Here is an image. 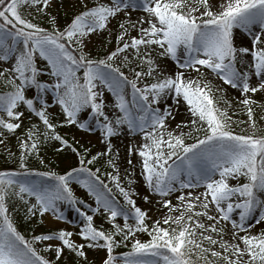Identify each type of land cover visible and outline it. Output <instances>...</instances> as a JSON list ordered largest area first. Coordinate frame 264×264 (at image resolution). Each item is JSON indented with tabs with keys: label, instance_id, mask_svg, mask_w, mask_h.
<instances>
[{
	"label": "snow or ice",
	"instance_id": "6c2138e0",
	"mask_svg": "<svg viewBox=\"0 0 264 264\" xmlns=\"http://www.w3.org/2000/svg\"><path fill=\"white\" fill-rule=\"evenodd\" d=\"M56 3L63 6L62 0H0V84L8 89L0 92V145L22 128V108L43 125L33 123L16 137L18 154L8 152L16 168L0 170V264H59L66 253L90 264L88 249L105 252L101 264H264V132L257 134L252 98L264 95V0H70L77 11L63 28L48 11ZM22 9L32 10V18ZM37 16L48 17L50 27L34 22ZM238 32L251 47L236 43ZM104 33L102 47L115 35L114 46L94 58L87 49ZM225 85L241 92L248 121L229 115ZM49 92L63 124L53 122ZM105 92L115 98L110 110ZM181 106L186 119L178 121ZM85 111L91 117L81 120ZM237 123L251 131L236 133ZM64 124L85 132L94 126L106 151L87 159L57 131ZM124 131L140 138L126 162L135 169L132 157L140 158L148 195L115 162L120 154L111 141ZM50 141L80 156L79 166L64 174L33 171L30 160L44 164L41 150ZM105 155L113 171L104 177L123 204L101 169L90 167ZM73 184L95 198L92 214L76 207L84 202ZM62 205L83 218L78 232L49 228L28 239L19 230L21 209L23 221L37 227L68 222ZM105 214L110 230L94 224ZM40 244L54 260L37 250ZM121 247L130 250L118 257Z\"/></svg>",
	"mask_w": 264,
	"mask_h": 264
},
{
	"label": "rangeland",
	"instance_id": "374dc122",
	"mask_svg": "<svg viewBox=\"0 0 264 264\" xmlns=\"http://www.w3.org/2000/svg\"><path fill=\"white\" fill-rule=\"evenodd\" d=\"M63 6L61 7L59 3H56V6L51 7L48 11H50L52 14H55L59 17V26L63 28L65 24L67 23L68 19L72 16V13L74 11H77L75 7L70 3V0H62ZM67 10V11H66ZM22 13L25 15L26 18L31 19L32 18V10L30 9H22ZM135 18V15L134 17ZM49 18L46 16H37L36 20L34 22L41 24V26H44L46 28L50 27V24L48 22ZM113 27H115V21L113 22ZM135 35V33H132ZM107 35V33H104L100 37L93 36L92 38V44L89 45V48L87 51L91 53V55L94 58H102L108 50H111L115 43V35L112 36L113 44L107 45V47H102V44H106L104 37ZM237 44H243L245 46L251 47V41L249 38L246 37V35L237 33ZM44 63L41 61L40 66L42 67ZM163 63H167L169 65L174 66V62L168 60L163 61ZM125 71H127L125 69ZM44 80H47V77L43 78ZM214 84L220 85L222 84L219 80H214ZM224 88L226 89V92L224 93V98L228 100L232 107L228 109L229 115L232 116L233 121H248V116L246 114L245 106L238 103L239 100L243 99V96L241 95V92L237 89H232L230 86L225 85ZM130 91V90H129ZM26 95L28 98H32L35 95V90H29ZM252 95V94H249ZM47 100H49L52 107H50L49 111L54 112L55 115L53 118V122L57 123L58 125L64 123L63 114L61 112V109L58 105L55 104V99L51 92L47 93L46 97ZM258 104L254 106V118L257 120L258 129L261 131H258L257 134H261V132H264V120L261 119V116L264 115V95L257 93L253 97ZM130 99V96H129ZM115 98L112 96L111 93L105 92V102L108 105V110L111 109L112 103L114 102ZM221 107H226L223 103H221ZM37 108H39V104H37ZM22 110L25 111L26 119L24 120V124L22 125V128L20 130H17V133L15 136H8L6 139V146L0 145V161L4 160L7 162H10L11 159L8 157V152L11 150L12 152H16L18 154V141L16 139L17 136H23V133L26 131L28 127L31 126V124H39L41 128H43V125L39 121V118L36 117L34 114L29 113L26 108H22ZM180 115L177 116V120H183L186 119V114L183 106L180 108ZM109 115H111V112L109 111ZM91 114L90 111H85L81 113V120L83 119H90ZM234 131L236 133L240 134H248L244 130L248 129L249 132L251 129L249 128L248 123H237L233 125ZM57 131L59 134L64 137H69L72 141L75 143L85 146L87 149L90 150L91 154H96L97 152H103L106 151L107 145L103 142V136L99 132L98 129H96L93 126V129L91 131H83L80 130L76 125H67L64 124L62 127H57ZM139 137H136V140H139ZM136 140H133L131 135L127 133V131H124L120 136L112 138V146H113V153L119 152V157L116 158L115 162L118 167L121 169V176L124 177L125 175V169H128V171L132 172L137 180V184L134 185V187L137 188L140 195H148V191L143 185V178L139 175L140 168H139V157L133 156V164L136 165L135 169L131 168L127 165L126 157H127V150L129 147L132 146L133 143L136 142ZM191 142V141H189ZM63 148V151H57V148ZM48 150V154L46 155V161L48 162L46 164L47 169L51 171H55L58 174H64L66 171L70 170V167H78V160L80 156H78L76 153H73L70 149L64 148L62 145L59 144V142L56 141H50L45 147L42 148ZM78 152V151H77ZM79 153V152H78ZM45 158V157H44ZM49 158V160H48ZM109 157L107 155L102 156L100 160L105 161L107 163V160ZM102 165V164H101ZM102 168L104 170H107L108 172L113 171L112 168L108 167L106 165H102ZM15 168L8 167L3 170H13ZM38 171V170H34ZM33 179H39L38 177H32ZM102 179H105L104 174L101 175ZM105 183H109L107 179H105ZM122 184L127 187V178L122 179ZM109 185H112L109 183ZM114 186V185H112ZM75 195L78 197V199L82 200L83 204H78L76 207H79L82 211H87L89 214H92L91 209L96 206L95 204V198L88 194L87 190L80 187L78 184L72 185ZM116 192H112V194L116 197V199L123 204V198L119 195L118 191L114 189ZM175 202V201H174ZM138 205L142 207H150V205H144L143 201L137 198ZM62 211L65 213V216L67 217L68 222L64 221H51L47 225H41L37 227L35 224L32 223H25L22 219L23 217V209L19 213L15 214V219L18 223L19 230L26 236V238L31 239L32 235L39 234L41 232H47L49 228H64L73 232H78L79 227L83 223V218L79 215V213L76 211V209L69 205H62ZM155 219V216L153 217ZM117 222H121V218H118ZM151 223V221L149 222ZM94 224L96 227L100 228L103 227L104 230H110L111 225L106 220V214L105 215H97L94 218ZM255 231V229L253 230ZM142 239H148L146 235H143L141 237ZM74 239L78 242L80 241L79 236H74ZM44 245L40 244L37 245V250L41 251V254L45 255L47 258L54 260V253H45L43 252ZM128 247H121L119 249H116L114 254L118 257L121 255V253L129 251L126 250ZM130 249V248H128ZM87 256L89 259L90 264H101V258L105 256V252L102 250H86ZM79 264V258L75 257L72 254L66 253L65 256L62 258L61 262L59 264Z\"/></svg>",
	"mask_w": 264,
	"mask_h": 264
},
{
	"label": "trees",
	"instance_id": "16d2710c",
	"mask_svg": "<svg viewBox=\"0 0 264 264\" xmlns=\"http://www.w3.org/2000/svg\"><path fill=\"white\" fill-rule=\"evenodd\" d=\"M7 90H8V89H5V88L3 87V85L0 84V92L7 91ZM64 139L67 140L68 143H69L70 145H72L73 148L77 149V151H78L80 154L84 155L87 159H90L91 156L94 155V154H91V153H90V150L87 149L85 146H81V145L75 143V142L72 141L69 137L66 136V137H64ZM86 149L88 150L87 152H85ZM47 154H48V150H46V149L41 150V157L44 159L45 163H44V164H40L37 160H35L34 158H32V159L30 160L29 167H30L33 171H34V170H38V171H47V170H49V169H47V167H46V164H47L48 162L45 160V159L48 157V156L46 157ZM44 157H45V158H44ZM48 160H49V158H48ZM101 164H102V165H106V166L108 167V170H109V166L107 165V163H106L105 161H102V160H99L98 162H96L94 165H91L90 167H92L93 170H95V168L99 167V168L101 169L100 175H103L105 172H108V171H107V170H104V169L102 168V165H101ZM86 166H87V165H86ZM8 167L16 168V165H14V164L12 163V161H10V162L4 161V160H1V161H0V170H3V169L8 168ZM109 187H111V188L113 189V193H114V192H115V191H114L115 187L112 186V185H109ZM115 193H116V192H115ZM126 250H130V249L127 248Z\"/></svg>",
	"mask_w": 264,
	"mask_h": 264
}]
</instances>
